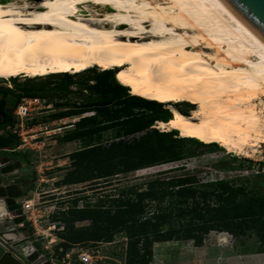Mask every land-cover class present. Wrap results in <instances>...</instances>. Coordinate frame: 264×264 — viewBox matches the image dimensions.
<instances>
[{"label": "bare ground", "instance_id": "6f19581e", "mask_svg": "<svg viewBox=\"0 0 264 264\" xmlns=\"http://www.w3.org/2000/svg\"><path fill=\"white\" fill-rule=\"evenodd\" d=\"M150 1L43 0L31 11L28 0H0V79L113 70L131 95L167 105L158 128L254 156L264 43L221 0ZM180 103L195 108L185 115Z\"/></svg>", "mask_w": 264, "mask_h": 264}, {"label": "rangeland", "instance_id": "374dc122", "mask_svg": "<svg viewBox=\"0 0 264 264\" xmlns=\"http://www.w3.org/2000/svg\"><path fill=\"white\" fill-rule=\"evenodd\" d=\"M42 1L28 0L29 10L32 8L31 11H34ZM150 3L153 4V1ZM90 11L95 14L97 9L91 8ZM100 13L104 14L105 10ZM87 72L93 75L102 70L93 66L81 72L66 73L78 74L70 84H66L62 77L52 78L49 75L0 79V98L13 93L18 94L20 99L44 100L43 104L31 106L24 129L18 130L19 138L23 137L30 144L36 138L41 147L27 151H24V147L13 153L0 150V164L19 161L20 168L13 172L19 175L18 178L23 177L27 181L33 178L29 190L25 189L18 178L10 181L20 188L22 195L16 198L17 210L9 215L11 218H22L21 223L14 227L25 228L23 236L37 244L38 254L45 261L50 264H125L124 239L118 238L110 243L82 241L71 244L66 251L68 243L63 240L71 230L70 210L94 204L100 196L113 193L122 186L175 179L183 183L187 179L201 183L229 180L236 184L245 183L255 195L264 194V171L242 173L243 155L227 153L218 145L186 138H183L184 142L180 145L183 157L179 161L144 167L108 178L73 183L79 169L72 166L70 154L81 150L89 137L67 139L84 131L99 129L102 136L100 145L106 147L112 142L107 140L109 136L122 133L121 127L114 125L115 123L96 125L89 119L95 112L88 108L93 97L85 90L84 76L88 75ZM91 84L93 81L87 82V85ZM118 107L119 102L112 105L113 109ZM175 107L187 115L195 108L188 103H180ZM162 108L167 109V105L162 104ZM156 126L155 121L151 128L160 132L169 131ZM143 134L123 135L121 139L130 143ZM0 135H4L2 129ZM15 137L20 143V139ZM178 137L181 138L179 134ZM88 224V221H74L73 227L81 228ZM5 247L9 248L7 245ZM259 251L261 247L254 234L236 238L226 233L211 232L201 248L195 247L191 241L155 243L149 264H264V252ZM14 253L18 255L17 251Z\"/></svg>", "mask_w": 264, "mask_h": 264}, {"label": "trees", "instance_id": "16d2710c", "mask_svg": "<svg viewBox=\"0 0 264 264\" xmlns=\"http://www.w3.org/2000/svg\"><path fill=\"white\" fill-rule=\"evenodd\" d=\"M87 73L85 90L93 97L88 108L95 112L89 119L96 125L115 123L122 133L109 136L107 140L112 142L106 147L100 145L99 129L67 139L89 137L81 150L70 154L72 166L79 169L73 183L182 159L180 145L184 140L178 137V132L151 128L155 121L168 122L171 119L169 110L162 108L160 103L131 95L128 88L116 81L111 70L93 75ZM75 75L78 74L49 76L62 77L70 84ZM89 81L93 84L87 85ZM19 99L20 96L13 93L0 98V129L13 123L12 113H7L6 108L11 106L14 110ZM115 102H119V107L113 109ZM140 132L144 134L130 143L121 139L123 135ZM18 145L14 135H0V150L13 153ZM18 179L26 190L30 189L33 178ZM69 215L72 223L69 235L63 238L68 243L65 251L71 244L82 241L110 243L120 238L125 240V264H149L155 243L191 241L195 247H201L211 232L227 233L236 238L254 234L261 247L259 253L264 252V194L255 195L245 183L229 180L201 183L189 179L186 183L179 179L149 181L122 186L100 196L94 204L70 210ZM74 221H88L89 224L74 228Z\"/></svg>", "mask_w": 264, "mask_h": 264}, {"label": "water", "instance_id": "95a60500", "mask_svg": "<svg viewBox=\"0 0 264 264\" xmlns=\"http://www.w3.org/2000/svg\"><path fill=\"white\" fill-rule=\"evenodd\" d=\"M221 1L264 43V0ZM7 112L10 113L11 109ZM18 168L19 161L0 164V264H36L42 258L38 254L37 244L23 236L25 228L14 227L21 223L22 218H11L9 215L17 210L16 198L22 195L20 188L10 183L12 179L19 177L13 172ZM45 262L44 264H50Z\"/></svg>", "mask_w": 264, "mask_h": 264}, {"label": "built area", "instance_id": "2783aa9c", "mask_svg": "<svg viewBox=\"0 0 264 264\" xmlns=\"http://www.w3.org/2000/svg\"><path fill=\"white\" fill-rule=\"evenodd\" d=\"M44 100H39L38 98L34 99H26L21 98L18 102L15 109L12 111V117L14 119V122L11 125H8L4 129H2L4 134H10L17 136L18 139H20L19 145L13 149L12 151H19L21 148H26V150L30 149H37L40 148V142L36 140V138H33L35 140H31L33 143L30 144L29 142H26V140L20 136L18 130H23L26 120L29 117V112L31 111V106L33 104H43ZM261 108L264 111V100L261 104ZM242 173H248V172H263L264 171V143L260 144L259 151L252 157H245L242 162Z\"/></svg>", "mask_w": 264, "mask_h": 264}, {"label": "flooded vegetation", "instance_id": "af4514ba", "mask_svg": "<svg viewBox=\"0 0 264 264\" xmlns=\"http://www.w3.org/2000/svg\"><path fill=\"white\" fill-rule=\"evenodd\" d=\"M8 109H11V112H10V113H12L13 108H12L11 106H8V107L6 108V112H7ZM7 113H9V112H7ZM1 119H2V115H1V113H0V121H1Z\"/></svg>", "mask_w": 264, "mask_h": 264}, {"label": "crops", "instance_id": "0c3cea01", "mask_svg": "<svg viewBox=\"0 0 264 264\" xmlns=\"http://www.w3.org/2000/svg\"><path fill=\"white\" fill-rule=\"evenodd\" d=\"M199 248V247H198ZM201 248V247H200Z\"/></svg>", "mask_w": 264, "mask_h": 264}]
</instances>
